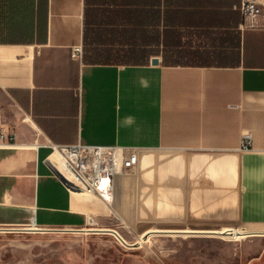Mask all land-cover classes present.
I'll list each match as a JSON object with an SVG mask.
<instances>
[{"label":"crops","instance_id":"1","mask_svg":"<svg viewBox=\"0 0 264 264\" xmlns=\"http://www.w3.org/2000/svg\"><path fill=\"white\" fill-rule=\"evenodd\" d=\"M241 4L0 0V128L15 132L0 146V224L264 235V7L245 24ZM187 32L193 62H166ZM78 143L135 148L139 164L107 197L79 195L49 160Z\"/></svg>","mask_w":264,"mask_h":264},{"label":"rangeland","instance_id":"2","mask_svg":"<svg viewBox=\"0 0 264 264\" xmlns=\"http://www.w3.org/2000/svg\"><path fill=\"white\" fill-rule=\"evenodd\" d=\"M186 34L184 47H171L166 53L168 58L188 54L192 38L188 39L191 32ZM204 39L205 44H215V41ZM194 40L195 44H200L199 39ZM86 48L89 59L99 58L92 46ZM234 55L231 50L222 54L228 60ZM9 186L8 180L0 177V197ZM31 226L39 225L30 220L20 224H0L1 228H19L0 229V264H264V235L242 233L239 238H231L230 233L187 235L184 232L148 231L157 227L132 225L125 220L106 227L112 230L106 232L96 231L94 226L20 229ZM235 227L243 230L239 224ZM146 236H149L148 240Z\"/></svg>","mask_w":264,"mask_h":264},{"label":"built area","instance_id":"3","mask_svg":"<svg viewBox=\"0 0 264 264\" xmlns=\"http://www.w3.org/2000/svg\"><path fill=\"white\" fill-rule=\"evenodd\" d=\"M264 0H242L241 9L245 24L259 22L263 11ZM72 55L82 58L83 45L73 47ZM15 141L13 130L0 128V146H10ZM254 147V137L251 131L243 134L241 149L251 150ZM72 153L76 161L69 162V174L73 181L64 178L75 191L82 187L95 192L113 191L116 177L120 174L133 173L139 164V154L135 148L121 145H87L78 143L73 146H58L55 151ZM79 184V185H78ZM33 223V222H32Z\"/></svg>","mask_w":264,"mask_h":264},{"label":"bare ground","instance_id":"4","mask_svg":"<svg viewBox=\"0 0 264 264\" xmlns=\"http://www.w3.org/2000/svg\"><path fill=\"white\" fill-rule=\"evenodd\" d=\"M54 152L55 153H52L50 155V157H49L50 162L56 166V168L58 169V171H59V173L61 175H63L65 178L73 181V179L70 177V174H69V171H68V168H69L68 166H69V162L76 161V155L72 154V153L65 154V153L60 152L59 150H56ZM118 177L119 176H117L116 179ZM115 182H116V180H115ZM75 192L77 194H79V195H82V196H85V197L89 198V196H94V195L95 196L96 195H100V196L102 195V196L107 197V195L110 194L112 191L107 190L106 192H103V194H102V193H100L98 191L95 192L93 190L86 189V188L82 187L81 185H79V189L75 190ZM24 229H27V227L24 228ZM229 232H231V231H229ZM224 233L228 234L227 231L224 232ZM230 234L231 235H229V237H231V238H239V236L237 235L236 232H233V233H230Z\"/></svg>","mask_w":264,"mask_h":264},{"label":"trees","instance_id":"5","mask_svg":"<svg viewBox=\"0 0 264 264\" xmlns=\"http://www.w3.org/2000/svg\"><path fill=\"white\" fill-rule=\"evenodd\" d=\"M174 13H175V11L173 10L172 13L170 14V18H172L174 16ZM174 34H176V32L170 29L169 36L171 38H173L174 37ZM174 44H176L177 46H181L182 45L181 44V41L180 42H177L176 40H174ZM194 58H195V52L192 51V49H189L188 50V54H186L185 57L168 58V55L165 56L166 62H174V63H191V62H193V59ZM90 60L93 61V62L106 61L105 59L92 58V57L90 58Z\"/></svg>","mask_w":264,"mask_h":264},{"label":"water","instance_id":"6","mask_svg":"<svg viewBox=\"0 0 264 264\" xmlns=\"http://www.w3.org/2000/svg\"><path fill=\"white\" fill-rule=\"evenodd\" d=\"M152 63H154V64H157V63H159V58L158 57H154L153 59H152ZM61 176V175H60ZM62 177V176H61ZM63 180L68 184V186H70L69 185V183L63 178ZM0 229H19V228H12V227H10V228H1L0 227ZM20 229H24V228H20ZM96 231H102V232H106V231H112V230H109V229H96ZM170 233V232H169ZM189 233H191V232H189ZM192 233H194V232H192ZM132 245H136V244H132Z\"/></svg>","mask_w":264,"mask_h":264}]
</instances>
